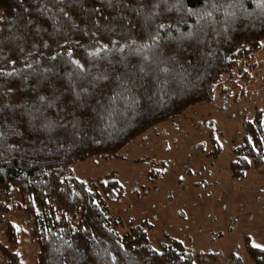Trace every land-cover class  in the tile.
<instances>
[{"label":"trees","instance_id":"obj_1","mask_svg":"<svg viewBox=\"0 0 264 264\" xmlns=\"http://www.w3.org/2000/svg\"><path fill=\"white\" fill-rule=\"evenodd\" d=\"M263 40L264 0H0V198L15 199L13 209L28 218L34 264L219 259L190 254L164 234L154 248L146 222L127 221L121 231L107 207L123 194L114 173L81 180L72 167L120 159L148 128L229 97L253 80ZM261 121L264 108L242 122L228 164L236 180L264 167ZM219 152L213 145L206 157ZM162 175L147 172L150 181ZM17 233L7 222L10 248L0 250L8 264H24ZM243 241L250 264H264V252Z\"/></svg>","mask_w":264,"mask_h":264},{"label":"rangeland","instance_id":"obj_2","mask_svg":"<svg viewBox=\"0 0 264 264\" xmlns=\"http://www.w3.org/2000/svg\"><path fill=\"white\" fill-rule=\"evenodd\" d=\"M254 62L253 80L232 85L235 88L229 97L214 96L175 119L148 128L120 150V159L73 165V176L96 180L114 173L123 194L107 203L109 214L124 226L127 221L133 225L146 222L154 248L165 241L164 234L181 242L190 254H219L217 260H194V264H250L243 236L253 237L264 230V167L250 169L243 179L236 180L228 164L232 148L241 140L243 120L264 108V40ZM238 90L242 94L238 95ZM213 145H218L220 152L209 159L206 153ZM143 158L146 160L138 162ZM152 168L163 172L154 181L147 176ZM14 201L6 203L0 198L7 211H0V245H9L6 223L15 224L19 257L24 264H34L36 250L26 235L28 218L13 209ZM230 253L238 257L236 262L227 259ZM0 264H8L2 249Z\"/></svg>","mask_w":264,"mask_h":264},{"label":"snow or ice","instance_id":"obj_3","mask_svg":"<svg viewBox=\"0 0 264 264\" xmlns=\"http://www.w3.org/2000/svg\"><path fill=\"white\" fill-rule=\"evenodd\" d=\"M208 15H211V13H208ZM160 27H164V25H161ZM107 47V46H105ZM122 50V49H121ZM101 51V49H97V51L95 53H92L91 55H97L99 52ZM69 56H71V52L68 53ZM74 64H77L79 66V62L78 61H72ZM29 67H31V65H29ZM11 75V73H9ZM261 124H264V121H261ZM18 230V229H17ZM251 247L253 249H258L260 252H264V244L262 243H258L255 242L254 240L251 242ZM17 255H19V253H17Z\"/></svg>","mask_w":264,"mask_h":264},{"label":"crops","instance_id":"obj_4","mask_svg":"<svg viewBox=\"0 0 264 264\" xmlns=\"http://www.w3.org/2000/svg\"><path fill=\"white\" fill-rule=\"evenodd\" d=\"M245 236H247V235H245ZM247 237L249 238L250 242H252L254 240L255 242L264 244V230L257 233L256 235L254 234L253 237H250V236H247Z\"/></svg>","mask_w":264,"mask_h":264},{"label":"water","instance_id":"obj_5","mask_svg":"<svg viewBox=\"0 0 264 264\" xmlns=\"http://www.w3.org/2000/svg\"><path fill=\"white\" fill-rule=\"evenodd\" d=\"M103 182V184H105V182L104 181H102Z\"/></svg>","mask_w":264,"mask_h":264}]
</instances>
